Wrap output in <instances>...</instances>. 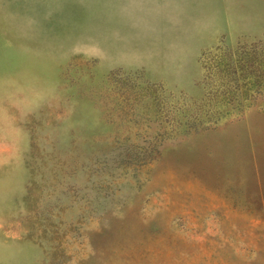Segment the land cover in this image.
<instances>
[{"label": "rangeland", "instance_id": "rangeland-1", "mask_svg": "<svg viewBox=\"0 0 264 264\" xmlns=\"http://www.w3.org/2000/svg\"><path fill=\"white\" fill-rule=\"evenodd\" d=\"M0 264H264V0H0Z\"/></svg>", "mask_w": 264, "mask_h": 264}]
</instances>
